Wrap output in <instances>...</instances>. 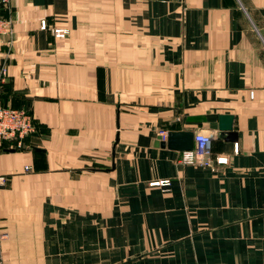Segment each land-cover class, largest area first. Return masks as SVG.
<instances>
[{
  "label": "crops",
  "instance_id": "0c3cea01",
  "mask_svg": "<svg viewBox=\"0 0 264 264\" xmlns=\"http://www.w3.org/2000/svg\"><path fill=\"white\" fill-rule=\"evenodd\" d=\"M1 14L0 102L33 123L0 147L1 264H264V0H9ZM168 131L217 133L226 163L184 162L156 141Z\"/></svg>",
  "mask_w": 264,
  "mask_h": 264
},
{
  "label": "built area",
  "instance_id": "2783aa9c",
  "mask_svg": "<svg viewBox=\"0 0 264 264\" xmlns=\"http://www.w3.org/2000/svg\"><path fill=\"white\" fill-rule=\"evenodd\" d=\"M9 0H0V35L8 34L11 30V20L1 14V9L8 7ZM40 28L45 27L43 20L40 21ZM52 35L55 38H62L67 30L64 28L53 27ZM6 76L4 67L0 68V85ZM251 95V93H249ZM33 131L31 115L23 108H12L4 106L0 102V147L6 145L8 148H20L23 140ZM202 132L193 135L194 148L182 152V160L186 163L212 168L214 165L225 164L227 158L222 155L212 154L210 149V139L207 142L199 139ZM163 137V133L160 132ZM160 137V138H161ZM233 151H237V144H233ZM186 157H191L188 159ZM27 168V167H25ZM4 182V177L0 176V184ZM166 180L152 182L151 185H166ZM4 235H0L2 238ZM1 264V262H0Z\"/></svg>",
  "mask_w": 264,
  "mask_h": 264
},
{
  "label": "water",
  "instance_id": "95a60500",
  "mask_svg": "<svg viewBox=\"0 0 264 264\" xmlns=\"http://www.w3.org/2000/svg\"><path fill=\"white\" fill-rule=\"evenodd\" d=\"M231 115H219L218 116V129L220 131H229L231 128ZM156 141L160 146H165L168 149L177 151L191 150L193 146V133L190 131H168L165 135V139L161 140L160 136L156 138ZM132 185L120 186L119 192H130Z\"/></svg>",
  "mask_w": 264,
  "mask_h": 264
},
{
  "label": "clouds",
  "instance_id": "9594fccd",
  "mask_svg": "<svg viewBox=\"0 0 264 264\" xmlns=\"http://www.w3.org/2000/svg\"><path fill=\"white\" fill-rule=\"evenodd\" d=\"M217 133L213 132V131H204L201 133L199 139L201 141L207 142L210 138H216ZM188 159H191V157H186Z\"/></svg>",
  "mask_w": 264,
  "mask_h": 264
}]
</instances>
